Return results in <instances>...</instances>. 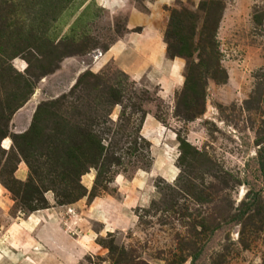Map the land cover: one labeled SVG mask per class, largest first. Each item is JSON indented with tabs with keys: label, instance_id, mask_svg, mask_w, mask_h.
<instances>
[{
	"label": "rangeland",
	"instance_id": "obj_1",
	"mask_svg": "<svg viewBox=\"0 0 264 264\" xmlns=\"http://www.w3.org/2000/svg\"><path fill=\"white\" fill-rule=\"evenodd\" d=\"M0 264H264V0H0Z\"/></svg>",
	"mask_w": 264,
	"mask_h": 264
},
{
	"label": "trees",
	"instance_id": "obj_2",
	"mask_svg": "<svg viewBox=\"0 0 264 264\" xmlns=\"http://www.w3.org/2000/svg\"><path fill=\"white\" fill-rule=\"evenodd\" d=\"M175 171V167H173V169H172V171H169L170 172V175H169V173L167 172V173H165V176H166V179H168V180H173V178H175L176 177V171ZM173 173V175H171ZM165 179V180H166Z\"/></svg>",
	"mask_w": 264,
	"mask_h": 264
},
{
	"label": "crops",
	"instance_id": "obj_3",
	"mask_svg": "<svg viewBox=\"0 0 264 264\" xmlns=\"http://www.w3.org/2000/svg\"><path fill=\"white\" fill-rule=\"evenodd\" d=\"M154 39H155V40H157V39H156V37H155ZM150 44H151V46H154V47H157V48L160 46V45H159V46H157V44H156V43H155V44H154V43H150ZM136 46H138V45H136ZM141 46H142V45H141ZM141 46L139 45L138 47H140V48H141ZM145 50H146V49H145ZM172 67H173V66H172Z\"/></svg>",
	"mask_w": 264,
	"mask_h": 264
}]
</instances>
